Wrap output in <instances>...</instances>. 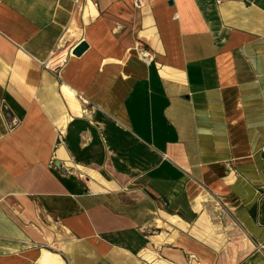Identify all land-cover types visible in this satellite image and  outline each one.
I'll return each mask as SVG.
<instances>
[{
    "label": "crops",
    "instance_id": "0c3cea01",
    "mask_svg": "<svg viewBox=\"0 0 264 264\" xmlns=\"http://www.w3.org/2000/svg\"><path fill=\"white\" fill-rule=\"evenodd\" d=\"M0 264H264V0H0Z\"/></svg>",
    "mask_w": 264,
    "mask_h": 264
},
{
    "label": "water",
    "instance_id": "95a60500",
    "mask_svg": "<svg viewBox=\"0 0 264 264\" xmlns=\"http://www.w3.org/2000/svg\"><path fill=\"white\" fill-rule=\"evenodd\" d=\"M86 48H87V43H85V41H80L79 44L72 50V54L75 55V56H78Z\"/></svg>",
    "mask_w": 264,
    "mask_h": 264
},
{
    "label": "built area",
    "instance_id": "2783aa9c",
    "mask_svg": "<svg viewBox=\"0 0 264 264\" xmlns=\"http://www.w3.org/2000/svg\"><path fill=\"white\" fill-rule=\"evenodd\" d=\"M222 0H216L217 3H220ZM136 5L138 6V4L136 3ZM140 54L143 56V60L145 62H149L151 55H149L147 49L145 48H141L140 50Z\"/></svg>",
    "mask_w": 264,
    "mask_h": 264
}]
</instances>
